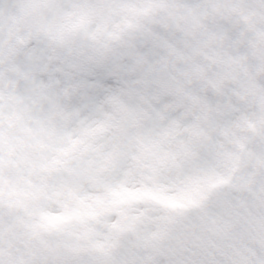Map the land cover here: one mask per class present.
<instances>
[{"label": "snow or ice", "instance_id": "1", "mask_svg": "<svg viewBox=\"0 0 264 264\" xmlns=\"http://www.w3.org/2000/svg\"><path fill=\"white\" fill-rule=\"evenodd\" d=\"M0 264H264V0H0Z\"/></svg>", "mask_w": 264, "mask_h": 264}]
</instances>
